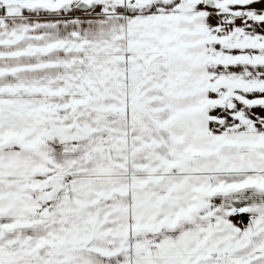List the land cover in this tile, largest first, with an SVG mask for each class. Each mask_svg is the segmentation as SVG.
I'll return each instance as SVG.
<instances>
[{
  "label": "snow or ice",
  "instance_id": "snow-or-ice-1",
  "mask_svg": "<svg viewBox=\"0 0 264 264\" xmlns=\"http://www.w3.org/2000/svg\"><path fill=\"white\" fill-rule=\"evenodd\" d=\"M0 264H264V0H0Z\"/></svg>",
  "mask_w": 264,
  "mask_h": 264
}]
</instances>
